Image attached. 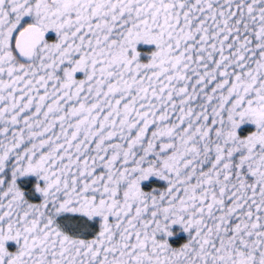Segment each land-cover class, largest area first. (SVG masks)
Instances as JSON below:
<instances>
[{"label":"snow or ice","instance_id":"6c2138e0","mask_svg":"<svg viewBox=\"0 0 264 264\" xmlns=\"http://www.w3.org/2000/svg\"><path fill=\"white\" fill-rule=\"evenodd\" d=\"M0 264H264V0H0Z\"/></svg>","mask_w":264,"mask_h":264},{"label":"trees","instance_id":"16d2710c","mask_svg":"<svg viewBox=\"0 0 264 264\" xmlns=\"http://www.w3.org/2000/svg\"><path fill=\"white\" fill-rule=\"evenodd\" d=\"M154 47V46H151ZM138 48L140 49H147L149 48V46L144 45V44H140L138 45ZM142 59H146V57L142 56ZM166 184L165 181L157 178V177H150L149 181H144L142 182V186L145 188V190H148L152 185H155L157 187H164ZM170 231L173 233L171 236H168L167 239L169 240V243L172 246H179L180 244H182L187 238H188V234L186 232H184L183 228L181 225L179 224H173L170 227ZM8 247L10 250H15L16 244L15 242H9L8 243Z\"/></svg>","mask_w":264,"mask_h":264}]
</instances>
